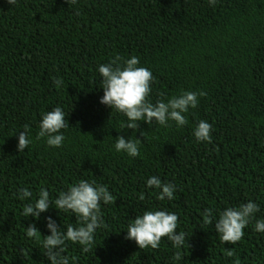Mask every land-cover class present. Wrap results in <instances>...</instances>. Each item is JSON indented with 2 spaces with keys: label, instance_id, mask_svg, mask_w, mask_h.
<instances>
[{
  "label": "trees",
  "instance_id": "trees-1",
  "mask_svg": "<svg viewBox=\"0 0 264 264\" xmlns=\"http://www.w3.org/2000/svg\"><path fill=\"white\" fill-rule=\"evenodd\" d=\"M116 55L136 56L151 71V103L181 90L204 93L182 128L138 122L136 158L113 150L115 137L132 130H119L125 117L98 102L97 65ZM53 107L68 123L60 148L35 139ZM199 120L212 126L209 141L192 135ZM25 127L33 142L17 152ZM149 176L175 184L174 199H156L144 186ZM81 179L105 186L115 201L100 206L91 251L66 244L70 264H174L177 253L175 264H264V233L253 230L264 219V0H0V264H49L40 245L46 216L62 229L79 226L54 204L39 219L21 216L30 201L17 189L34 199L43 187L54 201ZM249 200L259 211L235 244L203 225L205 208ZM153 209L177 215L183 247L162 238L157 249H139L125 238L126 226ZM29 224L41 232L36 238L26 237Z\"/></svg>",
  "mask_w": 264,
  "mask_h": 264
},
{
  "label": "clouds",
  "instance_id": "clouds-1",
  "mask_svg": "<svg viewBox=\"0 0 264 264\" xmlns=\"http://www.w3.org/2000/svg\"><path fill=\"white\" fill-rule=\"evenodd\" d=\"M72 2L75 3V0ZM7 3L15 4L16 0H7ZM215 3L216 0H208L210 6H214ZM96 72L101 78L102 89L98 102L125 117L119 123V130L125 128L132 130L127 138L116 136L112 148L115 152L131 158L141 155V141L136 137L132 138L138 130V122L143 121L148 125L165 128L174 124L176 128H182L188 123L185 114L189 109L196 108L198 95H204L202 91L198 94L181 90L166 100L151 103L147 98L151 91L150 82L153 76L149 69L139 65L136 56L124 58L116 55L109 62L98 64ZM61 83L60 79L54 81L56 85ZM67 126L65 112L61 107H53L41 114L35 139H43L48 147L60 148L65 140L61 130ZM211 128V124L206 120H199L192 129L195 141H209ZM140 134L142 135V131ZM16 139L17 152L24 151L33 142V138L28 135L27 127L17 133ZM144 186L146 189H156L155 195L158 200H172L175 197L176 185L171 182L164 183L156 176H149ZM15 195L20 200L30 201L21 211V216L25 218L31 216L39 219L40 215L54 204L58 212L74 215L78 220L79 226L68 225L62 229L51 216L45 217L44 227L48 234L43 235L40 245L49 264H70L69 257L62 255L69 242L78 244L81 252L91 251L96 230L103 225L100 206L113 204L115 201L113 194L105 186L84 179L73 183L66 191H61L54 201L50 199L49 191L43 187L34 199L32 191L25 187L18 188ZM258 211L257 203L251 200L219 211L205 208L201 213L202 223L212 225L222 243L235 244L241 240L243 230L253 222V216ZM177 220V215L167 210H145L126 226L125 238L134 241L139 249H157L162 238H166L172 247L181 248L186 242V233L177 231ZM253 230L264 233V219H256ZM38 232L41 234L33 224H29L25 235L27 238H36ZM227 255L231 256L232 252L229 251ZM172 260L174 264L180 261L179 253L175 254Z\"/></svg>",
  "mask_w": 264,
  "mask_h": 264
}]
</instances>
